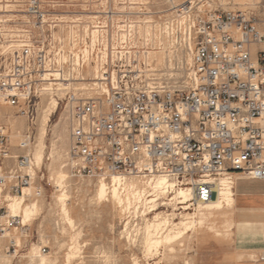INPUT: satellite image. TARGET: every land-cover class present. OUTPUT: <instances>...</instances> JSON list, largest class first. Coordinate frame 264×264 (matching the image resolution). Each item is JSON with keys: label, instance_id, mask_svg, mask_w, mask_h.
Listing matches in <instances>:
<instances>
[{"label": "built area", "instance_id": "2783aa9c", "mask_svg": "<svg viewBox=\"0 0 264 264\" xmlns=\"http://www.w3.org/2000/svg\"><path fill=\"white\" fill-rule=\"evenodd\" d=\"M194 3L181 4L159 30L160 47L168 44L166 56L178 60L181 72L168 86L155 74L149 52L125 49L136 42L134 26L115 27V10L92 11L84 23L78 19L65 50L55 37L63 22L49 1L27 0L37 34L9 60L0 56V101L18 109L31 127L42 86L59 82L51 81L55 75L63 83L87 82L65 98L67 164L78 178L109 183L116 175L146 182L167 177L174 190L192 189L194 202L213 198V182L222 175L264 182V7L258 16L240 10L205 14ZM90 67L95 70L89 74ZM33 143L28 132L17 146L22 154L15 155L0 117V264L19 258L26 247L21 240L31 235L8 206L35 180ZM47 250L42 246L40 253Z\"/></svg>", "mask_w": 264, "mask_h": 264}, {"label": "rangeland", "instance_id": "374dc122", "mask_svg": "<svg viewBox=\"0 0 264 264\" xmlns=\"http://www.w3.org/2000/svg\"><path fill=\"white\" fill-rule=\"evenodd\" d=\"M48 1L50 9L58 13L57 18L60 20L58 22H63L56 31L55 37L63 40L65 50L69 48L71 28L74 26L73 24L79 23L77 22L78 19L84 23L88 19L85 15H90L89 13L92 11L113 9L119 14L114 21L115 27L121 25L134 26L133 37L136 38V42L124 46L125 49L152 53L149 55V63L151 64L156 60L152 67L155 68V74L158 75V78H162L164 84L174 85L177 79L181 77L178 60L175 57L174 59L171 57H169L170 60L167 59L166 55H169L170 52H165L167 48L165 46L168 44L165 43L163 47H160L161 43H159L158 38L159 30H162L167 20L171 19L176 14L177 8L187 0ZM188 1H195L194 6L198 4L205 14L214 10H251L250 13L258 16L264 7L262 5L263 0H260L262 8L259 10L234 5L233 0H231L230 5L226 2L228 0ZM26 6L27 0H0V56L2 58L9 60L13 52L20 50L24 40L28 39L30 35L36 36L37 34L33 27V20L26 14ZM148 26H150L149 35L146 33ZM113 31L116 33L115 29ZM13 43L20 44V46L10 47V44ZM168 62L172 64L171 67H168ZM93 70L95 69L90 67L88 73L90 74ZM84 77L88 80L92 76L84 73ZM72 83L69 89L63 88L60 92L58 91L59 85L53 86L54 96L59 100V109L53 116L49 127L48 148L44 162L40 168L36 166L33 168L35 180L32 185V194L27 197L29 202L26 200L27 204L38 201L41 210L37 217L27 224L31 235L27 242L21 240L23 246L26 245L25 249L20 257L15 260L8 257V264H30L32 249L35 247L40 249L42 246H47L48 250L43 255L50 259L52 264H66V255L75 235H79L78 243L79 247L82 248V256L72 264H134L135 259L139 261V264H186L187 262L190 264H264L260 260L261 256L264 255V210L258 209L264 208V202L257 204V201L252 207L236 206L235 209L228 210L226 214H215L216 216H212L210 222L198 223L193 231H189L181 240L171 244V246H161L158 251L154 252L155 254L153 252L148 254L145 248V226L147 222L153 221L156 215L161 214L171 215L169 218L178 223L187 213H196L198 222L200 215L195 210L197 205L193 202L194 205L191 203L190 210L181 209L182 205L176 201H171L174 193L162 197L156 204L157 210L153 212L151 209L149 210L148 204L136 202L137 205L133 199L131 205L128 206L130 210L126 209L127 204L119 206L111 198L102 202L97 200L96 191L100 180L75 177L67 164L70 126L65 107L66 93L68 90H79L87 82ZM47 86L44 84L42 87L46 88ZM49 98L50 95L48 94L42 95L37 106L35 126L31 127L27 118L18 114V109L0 107V116L5 117L2 119L10 131L15 155L22 154L17 146L28 132L34 133V143L31 146V154L34 155L42 112ZM14 124L20 127V135H18V129H14ZM63 126L65 133L62 132V147L59 144L57 148L59 150L51 155L52 145L56 140V130L63 128ZM59 147H61L62 152ZM58 151L61 153L58 154ZM10 164L8 162V165ZM61 171L67 174L66 201L71 217L75 220V228H72L66 221L62 204L59 201L61 192L57 188L56 181ZM238 177L233 176L235 185ZM127 179H129L128 181L135 180L136 183L140 181V187L146 183V179L143 178L128 177ZM106 183L109 186L111 182ZM234 194L236 196L235 189ZM145 210L146 214L143 213ZM170 247H173L172 251ZM35 259L37 262L38 258Z\"/></svg>", "mask_w": 264, "mask_h": 264}, {"label": "bare ground", "instance_id": "6f19581e", "mask_svg": "<svg viewBox=\"0 0 264 264\" xmlns=\"http://www.w3.org/2000/svg\"><path fill=\"white\" fill-rule=\"evenodd\" d=\"M256 1H258L257 4ZM226 2L228 3V5L231 4V0H228ZM233 3L234 5L237 4L238 6H241L243 8H252L255 10H259L262 8L260 5L261 4L260 0H233ZM245 11L246 10L244 11L241 10V12H245ZM248 12L250 13L251 10H249ZM146 33L147 35L150 34V26H148V28L146 29ZM123 39H126V35H123ZM13 46L17 47L20 46V44H16V43L10 44V47ZM6 50L7 48L5 49V52ZM151 54L152 53L149 52V55ZM167 58L169 57L167 56ZM187 63L188 65L192 64L191 57H188ZM55 76L57 77V79L51 81H62V79H59L58 75ZM47 80L48 79H46V81ZM47 85L48 86L44 89V93L50 95V98L42 112L40 126H39V133L37 137L38 139L34 149V155L32 156L33 166L34 167L36 166L38 168H40L44 162L46 151L48 148L47 138H48L49 127L51 125L53 116L57 113L59 109V100L54 96L53 86L59 85L58 91L60 92L62 91L63 88L69 89L72 84L63 83V82H57V83L50 82ZM4 104L5 103L3 101H0V107H6ZM0 117L2 118L3 116L1 115ZM13 127L16 130L18 129V135H20L21 133L20 127H17V124H14ZM64 130H65L64 126L63 128L56 130L55 133L56 140L53 142L51 155H53L56 150H59L57 149L59 144L60 146L63 144L61 142V137H63L62 132ZM23 139L24 137L22 138V140ZM63 142L65 141L63 140ZM61 147L59 148L60 151L62 152ZM60 151H58V154L61 153ZM32 172L34 173L33 168H32ZM127 178L128 177L116 175L113 177L109 186L106 182L100 181L96 191L97 200L102 202L104 200L108 201L109 198H111L113 201L117 202L119 206L127 204L126 209H129L128 206L131 205L133 199L135 203L136 202L145 203L146 205L152 204L151 212L157 210L156 208L157 202L162 197L167 196V194L169 193L175 194L171 199V201L178 202L179 205H182L181 209H184L185 211L190 210L191 206L193 205V204L191 205V203H193L195 200V196L192 189L174 190L173 189L174 183L171 180H169L167 177H159L153 182L147 181L145 185L141 187L139 186L140 181L139 183H136L135 180L128 181L129 179ZM66 180H67V174L61 171L56 181L57 188H59L61 192V194L59 195V201L62 204V211L65 215L66 221L72 228H75L76 227L75 220L71 217L70 210L67 207V201H66L67 193L65 187ZM213 185H214V193H215L213 198H211L208 202H203V201L195 202V204L197 205V208L195 210H197L198 215H200V221L197 222L196 213L194 214L187 213L178 223L173 222L169 218L171 215H161V214L156 215L153 221L147 222L145 226V234H146L145 248L147 249L148 254L158 251V249H160L161 246H166V247L171 246V244L181 240L189 231H193L198 223L203 224L205 223V221L210 222L212 216H214L215 214H226L228 210L235 209L237 202L234 194L235 181L233 179V176L222 175L218 179L214 180ZM148 188L150 190H147ZM32 189H33L32 186L25 188L23 195L12 197L10 199L8 206L10 214L14 217L21 218L24 225L31 223L33 218L37 217L39 211L41 210V207L39 208V205L37 203L38 201L32 202L30 204L26 203L27 197L32 194ZM258 209L264 210V208H258ZM145 212L146 210L143 213L146 214ZM218 233L220 234V232ZM78 239H79V235L77 236L75 235L73 237V241H72L73 243L71 244V246H69L70 248L66 255V264H72L74 261H76L78 258L82 256V248L79 247ZM170 248L172 251L173 247ZM30 258H31L30 264H52L50 259H48L46 256L40 253L39 247H35L32 249L30 253ZM35 258H38L37 262ZM134 264H139V261L135 259ZM186 264H190V263L187 262Z\"/></svg>", "mask_w": 264, "mask_h": 264}, {"label": "crops", "instance_id": "0c3cea01", "mask_svg": "<svg viewBox=\"0 0 264 264\" xmlns=\"http://www.w3.org/2000/svg\"><path fill=\"white\" fill-rule=\"evenodd\" d=\"M236 176H239L235 185L236 206L252 207L256 201L264 202V182L247 180L239 174Z\"/></svg>", "mask_w": 264, "mask_h": 264}]
</instances>
